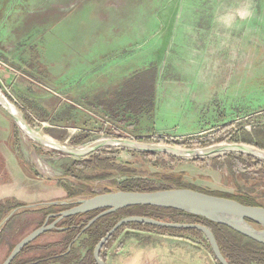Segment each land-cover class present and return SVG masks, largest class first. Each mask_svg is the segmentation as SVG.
<instances>
[{
	"label": "rangeland",
	"instance_id": "374dc122",
	"mask_svg": "<svg viewBox=\"0 0 264 264\" xmlns=\"http://www.w3.org/2000/svg\"><path fill=\"white\" fill-rule=\"evenodd\" d=\"M0 90L34 131L80 146L56 150L32 141L0 105V134L11 135L1 140L0 264L43 221L37 209L115 191L129 180L176 188L162 178L172 175L264 206L262 159L228 152L249 164L234 171L212 165L222 148L204 157L154 151L150 159L118 140L180 148L255 140L264 129V0H0ZM68 133L87 138L76 146ZM92 154L137 172L81 178L85 193L67 198L57 182L80 187L65 171ZM159 234L167 233L123 229L105 249L106 264H217L204 238L176 232L169 235L180 239L169 244ZM63 239L46 232L21 259L59 252L65 244L54 243ZM153 239L162 243L143 249L132 242Z\"/></svg>",
	"mask_w": 264,
	"mask_h": 264
},
{
	"label": "trees",
	"instance_id": "16d2710c",
	"mask_svg": "<svg viewBox=\"0 0 264 264\" xmlns=\"http://www.w3.org/2000/svg\"><path fill=\"white\" fill-rule=\"evenodd\" d=\"M151 99V96H150ZM152 102V101H151ZM152 104V103H151ZM150 104V105H151ZM152 106V105H151ZM150 107V106H149ZM27 121V116H25ZM24 121V119H23ZM25 126L32 134V141L39 143L47 148H52L56 150H60V148H65L71 151L78 149L85 139L87 138L84 135H79L76 138H71L69 142L77 147H71L67 144L59 142L47 135H40L32 128L28 126V124L24 121ZM53 132V131H52ZM52 134L56 135L55 132ZM56 137V136H55ZM64 136L62 135L61 138L57 137L56 139L62 141ZM159 139L158 141H160ZM225 141L224 138L218 140V142ZM244 143L255 146L258 149H262L263 151H257L251 147L245 146L241 144L238 146H234L232 143H222V144H213L207 147H196L191 149H185L180 147L168 146L164 144H145L141 143V145L145 147L154 148L160 151L166 150L161 148L162 146L170 147V150H166L168 152L177 153V156L182 157H191L193 155H198L200 157L207 156V154H201V152H210L214 149H221L219 154L225 153L220 156L212 157V165L215 168L223 169L228 168L232 170H241L249 166L248 162L243 160L240 157H236L231 153H226L228 151L247 154L251 156H255L257 158L264 159V129L259 131L256 135L255 140L245 141ZM243 145V146H242ZM116 146V145H111ZM92 149H86L79 154H74L73 156H81L85 155L88 152L93 151ZM140 155L144 157H148L153 159L156 156L155 152H148L142 151ZM214 155V154H210ZM164 158L166 159H175L174 156L163 154ZM209 156V155H208ZM252 159V157H250ZM262 161H258L261 163ZM91 171V175L86 176L85 171ZM137 172V170L133 167H130L128 164H119L114 161L113 158L109 157H101L97 154H92L88 158L77 159L75 160L71 166L65 171V174L70 176V179H73L78 182L80 187H75L74 185L64 182L58 181L57 185L64 189L67 192V198H74L80 194H84L86 190L85 182L81 181V178L86 177L87 179H99L105 178L113 173H117L119 175H133ZM162 176V175H161ZM167 181H170L176 185V188H190L193 190H197L203 193L225 197L234 199L246 205H253V206H263L259 203L258 199L247 194L242 195H230L225 193H216V192H209L205 190L195 189L193 187L183 185L181 183V179L179 177H173L172 175H163ZM171 186H162V185H154L151 182L146 180H129L121 183L118 187V190L124 191H155V190H162V189H170ZM109 192V191H105ZM95 195V194H93ZM77 204L76 201L69 202L67 204H51L46 207L37 209V212L43 213V221L37 226H41L46 217L49 214H55L62 210L68 209L72 206ZM23 204L20 203L18 205L13 206L12 208L22 206ZM102 209L93 210L85 213L75 214L71 216L64 217L60 221L56 223V227L48 230L47 232H59L64 235V239L58 243H54V246L57 244H65L64 249L55 252L51 251L48 255H44L41 257H34L30 259H21V256L31 248H35L32 246L34 240L25 245L21 251L14 257L10 264H97L96 260L93 256V249L97 242L106 235V233L113 227V225L128 215H140V216H148L155 219L175 222V223H201L207 226L214 234L216 241L220 247V250L229 264H264V244L257 242L231 228L223 224H217L211 222L205 218L200 216L191 215L179 211L173 208H163V207H156V206H149V205H136V206H129L114 212H111L107 215H104L97 219L93 224H91L88 228L83 230V227L87 223L89 219L93 216L98 214ZM56 217L52 216L47 219V223H51ZM125 228H133V229H146V230H156L162 233H176V232H189L196 236H200L205 239L208 243L207 239L203 235V233L194 228H171V227H161V226H154L145 223H125L121 225L115 232H113L104 244L101 246L100 249V259L106 263V256H105V249L110 246L118 234ZM46 233V232H44ZM42 233V234H44ZM41 234V235H42ZM40 236V235H39ZM38 236V237H39ZM37 237V238H38ZM76 242L79 243L80 246L86 248L85 254L83 257H79L76 254ZM209 244V243H208ZM52 245V244H51ZM210 248V247H209ZM12 249V248H11ZM36 249V248H35ZM11 251V250H10ZM216 260V259H215ZM217 264H220L216 260Z\"/></svg>",
	"mask_w": 264,
	"mask_h": 264
},
{
	"label": "water",
	"instance_id": "95a60500",
	"mask_svg": "<svg viewBox=\"0 0 264 264\" xmlns=\"http://www.w3.org/2000/svg\"><path fill=\"white\" fill-rule=\"evenodd\" d=\"M0 93L4 95L1 90ZM4 97L6 98L5 95ZM0 105L2 106V104ZM14 121L17 124V120L14 119ZM118 140L125 141V143L131 145L132 148L134 149L151 151V152L158 151V152L173 154V152H168L166 150L160 151L150 147H143L141 143L138 142H134V141L132 142L124 139H118ZM232 144L234 146H238V144L241 145L242 143H232ZM244 145L251 147L257 151H263L254 146H250L247 144ZM185 149H191V148H185ZM214 152L215 151L208 152L207 156L208 155L212 156L210 154ZM228 152H232V151H228ZM173 155H177V153H174ZM191 157H199V156L193 155ZM76 202L77 204L75 206L62 210L55 214H49L46 217L45 222L41 226L29 232L14 245L10 253L7 255V257L1 264H10L11 261L14 259V257L21 251V249L25 245L36 239L42 233L55 228L56 223L61 219H63L64 217L102 209V211H100L98 214H96L87 221V223L83 227L84 230L88 228L91 224H93L97 219H99L104 215H107L111 212H114L116 210L125 207L136 206V205H149V206H156L163 208H173L187 214L200 216L211 222L226 225L229 228L257 242L264 244V206L246 205L234 199L215 196L197 190H193L190 188H170V189H162L155 191L115 190V191L98 193L87 198L77 199ZM59 203L65 204L67 202L54 201L48 204L51 205V204H59ZM52 216H55L56 218L51 223H47V219ZM130 222L145 223V224L161 226V227L197 229L201 231L205 236V238L207 239L214 258L220 264H229L226 258L224 257V255L222 254L213 232L207 226L201 223H186V222L175 223V222L163 221L152 217L140 216V215H128L123 217L118 222H116L113 225V227L106 233V235L97 242V244L93 249V256L97 264H106L103 260L100 259L99 253L101 246L104 244L107 238L113 232H115L121 225Z\"/></svg>",
	"mask_w": 264,
	"mask_h": 264
},
{
	"label": "crops",
	"instance_id": "0c3cea01",
	"mask_svg": "<svg viewBox=\"0 0 264 264\" xmlns=\"http://www.w3.org/2000/svg\"><path fill=\"white\" fill-rule=\"evenodd\" d=\"M3 121H6V119L4 118V120ZM1 126V125H0ZM51 130V129H50ZM53 130V129H52ZM1 133H3V134H0V157H1V155H3V157L4 156H7V154H6V152L4 151V150H6L7 151V149H6V145L4 146V143L3 142H1V140H6V139H8L10 136H9V133H5V132H1ZM11 134V133H10ZM63 136H65V130H63V134H62ZM56 136H57V133H56ZM68 137H69V140L71 139V138H73V136H71V135H69V133H68ZM6 144V143H5ZM2 147V148H1ZM1 166V165H0ZM4 168V169H3ZM3 170H5L6 168H5V165L3 164ZM0 171H1V168H0ZM13 198H16V197H14L13 196ZM17 199V198H16ZM29 202H31V201H29ZM3 217V219H2V221H3V223L8 219V217H4V216H2ZM31 232V231H30ZM28 234V233H27ZM26 234V235H27ZM158 237H160V238H162L163 240H165L166 242H169V244H171V243H173L174 241H176L177 239H180V238H178L176 235H169V234H159L158 235ZM162 240V241H163ZM133 242V244H137V245H139L141 248H143V249H146V248H154V247H157V246H159L160 245V243H162L161 241H157V240H148V242H144V243H140L139 241H137V240H133L132 241ZM78 246H80L79 245V243L78 242H76V244H75V247H76V254L79 256V257H83L84 256V254H85V251H86V248H84V247H82L81 246V248L80 249H78L77 250V248H78Z\"/></svg>",
	"mask_w": 264,
	"mask_h": 264
},
{
	"label": "bare ground",
	"instance_id": "6f19581e",
	"mask_svg": "<svg viewBox=\"0 0 264 264\" xmlns=\"http://www.w3.org/2000/svg\"><path fill=\"white\" fill-rule=\"evenodd\" d=\"M0 104H2L3 108L9 112L13 117L14 119L17 120V123L20 124V126L23 128V130L31 136V133L30 131L27 129V127L25 126L24 122L19 119V117L16 115V108L14 107V105L7 99L4 97V95H2L0 93ZM40 164V163H39Z\"/></svg>",
	"mask_w": 264,
	"mask_h": 264
}]
</instances>
